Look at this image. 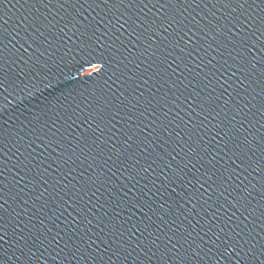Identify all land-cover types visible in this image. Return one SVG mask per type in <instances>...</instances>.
<instances>
[{"label":"water","instance_id":"1","mask_svg":"<svg viewBox=\"0 0 264 264\" xmlns=\"http://www.w3.org/2000/svg\"><path fill=\"white\" fill-rule=\"evenodd\" d=\"M0 264H264V0H223L0 156Z\"/></svg>","mask_w":264,"mask_h":264}]
</instances>
